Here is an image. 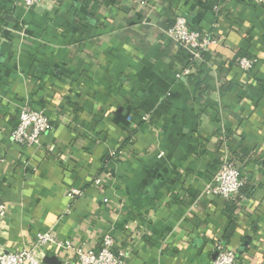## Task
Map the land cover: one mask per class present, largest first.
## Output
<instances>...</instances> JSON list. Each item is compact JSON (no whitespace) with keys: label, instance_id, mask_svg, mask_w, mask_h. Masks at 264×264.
<instances>
[{"label":"crops","instance_id":"0c3cea01","mask_svg":"<svg viewBox=\"0 0 264 264\" xmlns=\"http://www.w3.org/2000/svg\"><path fill=\"white\" fill-rule=\"evenodd\" d=\"M209 1L0 0V250L111 230L129 264H212L220 241L264 264V0ZM179 14L220 39L188 76L163 33ZM24 104L49 118L32 146L10 137ZM225 153L230 202L205 193Z\"/></svg>","mask_w":264,"mask_h":264},{"label":"built area","instance_id":"2783aa9c","mask_svg":"<svg viewBox=\"0 0 264 264\" xmlns=\"http://www.w3.org/2000/svg\"><path fill=\"white\" fill-rule=\"evenodd\" d=\"M13 1L14 6L22 9L42 8L55 2V0ZM163 33L185 53V65L181 70L184 76L190 75L204 61V54L212 46L220 44L217 35L210 31L192 28L187 19L180 14L174 18L171 25L163 29ZM255 62L256 59L253 57L238 59L239 67L245 71L250 69ZM142 119H147V115L142 116ZM49 127V118L43 109L24 104L17 114V122L10 137L20 145L32 146L48 131ZM94 183H100V179H95ZM243 185L244 180L241 176L239 162L225 153L205 193L216 195L230 202L236 199ZM79 194V190L75 188H71L68 192L70 198ZM103 201L106 202L107 199L104 198ZM8 213V206L0 202V236L4 230ZM214 251L216 255L212 264L237 263L236 252L230 249L225 242H216ZM46 255H55L62 264H129L126 252L115 247L111 230L102 234L95 248L87 246L77 238L60 237L52 229L37 231L29 245L21 249L0 250V264H43L42 260Z\"/></svg>","mask_w":264,"mask_h":264},{"label":"water","instance_id":"95a60500","mask_svg":"<svg viewBox=\"0 0 264 264\" xmlns=\"http://www.w3.org/2000/svg\"><path fill=\"white\" fill-rule=\"evenodd\" d=\"M42 261L43 264H62L55 255H46Z\"/></svg>","mask_w":264,"mask_h":264},{"label":"trees","instance_id":"16d2710c","mask_svg":"<svg viewBox=\"0 0 264 264\" xmlns=\"http://www.w3.org/2000/svg\"><path fill=\"white\" fill-rule=\"evenodd\" d=\"M209 2H210V4H212V3H214L215 1L212 0V1H209ZM242 187H243V186H242ZM242 187H241V189H242ZM241 189H240V192H241ZM240 192H239V193H240Z\"/></svg>","mask_w":264,"mask_h":264}]
</instances>
